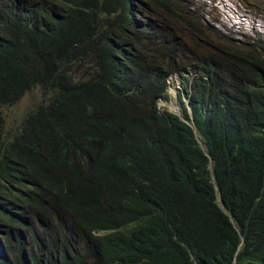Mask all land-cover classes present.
Returning a JSON list of instances; mask_svg holds the SVG:
<instances>
[{
  "label": "clouds",
  "instance_id": "9594fccd",
  "mask_svg": "<svg viewBox=\"0 0 264 264\" xmlns=\"http://www.w3.org/2000/svg\"><path fill=\"white\" fill-rule=\"evenodd\" d=\"M217 1L172 0L179 6L174 16H155L149 7L160 6L161 0H127L126 18L119 27L107 28L100 17L107 28L108 62L101 65L91 59L72 77L73 87L66 89L86 94L91 104L93 136L88 140L109 146L120 160L138 155L135 169L150 174L173 166L189 169L194 158L181 142L192 132L212 176L214 159L205 137L214 138L218 132L232 139L244 136L250 122L242 124L253 107L245 104L247 96L254 90L264 93V33L252 29L259 38H251L241 22L218 10ZM28 2L35 7L33 13L24 0H0V18L25 29L19 40L40 41L47 57L55 47L53 35L46 32L50 20L43 14L48 0ZM181 25L187 33L177 31ZM250 58L256 59L261 75L247 61ZM98 75H105L116 88L101 91ZM34 88L42 94L37 108L49 92L41 85L25 92ZM172 99L179 113L169 111ZM14 104L1 110L2 149L14 154L17 187L0 196V264H122L119 252L106 244L107 221L116 220L123 198L134 199L148 181L141 176L118 179L113 188L97 193L103 204L100 213L94 216L88 206L81 209L69 193L74 195L75 182L84 178L73 180L51 148L33 153L20 169L15 166L25 148L16 135L20 120L33 109L8 127L2 112ZM169 114L185 124L182 129L165 118ZM76 115L84 123L83 113L76 110ZM65 134L76 140L71 128Z\"/></svg>",
  "mask_w": 264,
  "mask_h": 264
},
{
  "label": "trees",
  "instance_id": "16d2710c",
  "mask_svg": "<svg viewBox=\"0 0 264 264\" xmlns=\"http://www.w3.org/2000/svg\"><path fill=\"white\" fill-rule=\"evenodd\" d=\"M24 3L33 13L35 7L28 0ZM126 5L127 0H48L43 14L50 20L46 32L53 35L55 47L47 57L39 47L40 41L19 40L25 29L0 18V196L13 193L17 187L14 154L7 147L2 149L1 110L16 103L30 87L41 85L44 92L48 90V97L20 120L16 135H20L25 148L15 164L17 168L33 153L51 148L63 159L73 180L84 178L75 182V193L69 196L81 209L88 206L94 216L103 205L97 193L113 188L118 179L141 176L148 181L139 187L134 199L123 198V211L116 220L107 221L110 234L106 244L119 252L122 264H264L261 90L247 96L245 104L253 107L242 124L250 122L244 136L232 139L218 132L214 138L205 137L214 159L212 176L192 132L181 142L194 158L191 167H167L150 174L135 169L138 155L120 160L109 146L86 138L93 136L88 113L91 104L86 94L66 89L73 87L72 77L91 59L106 65L105 32L122 24ZM247 61L258 75L262 74L256 59ZM96 78L98 86L103 87L101 91L116 88L105 75ZM76 110L83 113L84 123L77 120ZM165 118L181 129L185 125L175 115ZM70 128L76 140L65 134ZM78 139L77 147L70 149ZM85 165L91 169L86 170Z\"/></svg>",
  "mask_w": 264,
  "mask_h": 264
},
{
  "label": "rangeland",
  "instance_id": "374dc122",
  "mask_svg": "<svg viewBox=\"0 0 264 264\" xmlns=\"http://www.w3.org/2000/svg\"><path fill=\"white\" fill-rule=\"evenodd\" d=\"M161 1L163 4L160 6L149 7L155 16H163L165 14L174 16L177 13L179 7L177 3L172 2V0H166L165 2L163 0ZM217 2L219 6L218 10H220L226 18L230 17L234 21L241 22V24L249 30L251 38H259L258 35L253 33L252 29L264 33V0H251V2H247L246 0H218ZM189 17L192 18L191 16ZM171 23L178 24V22L174 20H171ZM218 24L222 26L220 23ZM175 28L178 32L187 33L185 25H181L180 27L176 26ZM243 37L244 35L240 38ZM41 97L42 94L38 88L25 92L16 104L2 112L4 122L6 120L7 126H12L16 120L23 117L26 111L36 108L41 102ZM167 107L169 111L179 113L174 99L168 103Z\"/></svg>",
  "mask_w": 264,
  "mask_h": 264
}]
</instances>
